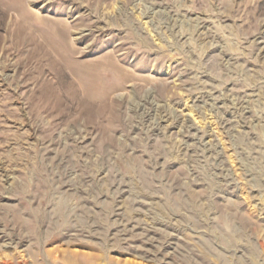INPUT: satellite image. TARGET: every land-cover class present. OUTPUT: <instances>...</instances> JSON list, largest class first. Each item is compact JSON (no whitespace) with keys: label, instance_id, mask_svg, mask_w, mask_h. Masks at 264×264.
Instances as JSON below:
<instances>
[{"label":"rangeland","instance_id":"rangeland-1","mask_svg":"<svg viewBox=\"0 0 264 264\" xmlns=\"http://www.w3.org/2000/svg\"><path fill=\"white\" fill-rule=\"evenodd\" d=\"M0 264H264V0H0Z\"/></svg>","mask_w":264,"mask_h":264}]
</instances>
